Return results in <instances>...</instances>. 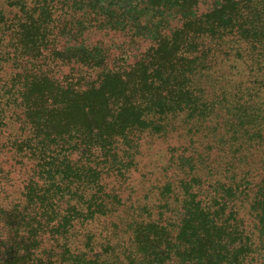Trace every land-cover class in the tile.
<instances>
[{
	"label": "trees",
	"instance_id": "16d2710c",
	"mask_svg": "<svg viewBox=\"0 0 264 264\" xmlns=\"http://www.w3.org/2000/svg\"><path fill=\"white\" fill-rule=\"evenodd\" d=\"M0 264H264V0H0Z\"/></svg>",
	"mask_w": 264,
	"mask_h": 264
},
{
	"label": "rangeland",
	"instance_id": "374dc122",
	"mask_svg": "<svg viewBox=\"0 0 264 264\" xmlns=\"http://www.w3.org/2000/svg\"><path fill=\"white\" fill-rule=\"evenodd\" d=\"M12 133H15V127L13 126L10 130Z\"/></svg>",
	"mask_w": 264,
	"mask_h": 264
}]
</instances>
